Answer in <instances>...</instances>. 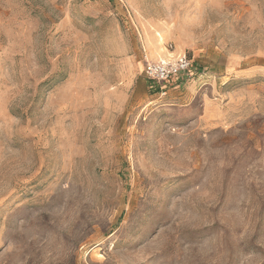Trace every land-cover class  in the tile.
I'll return each mask as SVG.
<instances>
[{
    "label": "rangeland",
    "instance_id": "1",
    "mask_svg": "<svg viewBox=\"0 0 264 264\" xmlns=\"http://www.w3.org/2000/svg\"><path fill=\"white\" fill-rule=\"evenodd\" d=\"M0 264H264V0H0Z\"/></svg>",
    "mask_w": 264,
    "mask_h": 264
},
{
    "label": "built area",
    "instance_id": "2",
    "mask_svg": "<svg viewBox=\"0 0 264 264\" xmlns=\"http://www.w3.org/2000/svg\"><path fill=\"white\" fill-rule=\"evenodd\" d=\"M192 66L191 60L185 53H176L170 47V51L163 59L146 60L145 75L149 80L160 85L164 84L165 87L173 82L192 80Z\"/></svg>",
    "mask_w": 264,
    "mask_h": 264
}]
</instances>
